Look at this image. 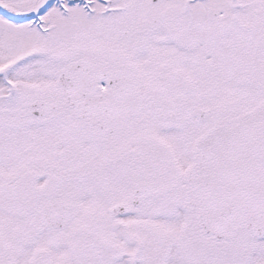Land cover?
Wrapping results in <instances>:
<instances>
[{"label":"snow or ice","instance_id":"obj_1","mask_svg":"<svg viewBox=\"0 0 264 264\" xmlns=\"http://www.w3.org/2000/svg\"><path fill=\"white\" fill-rule=\"evenodd\" d=\"M0 264H264V0H0Z\"/></svg>","mask_w":264,"mask_h":264}]
</instances>
